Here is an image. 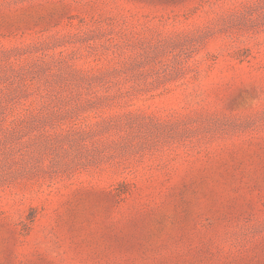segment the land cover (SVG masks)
Returning <instances> with one entry per match:
<instances>
[{
	"label": "rangeland",
	"instance_id": "374dc122",
	"mask_svg": "<svg viewBox=\"0 0 264 264\" xmlns=\"http://www.w3.org/2000/svg\"><path fill=\"white\" fill-rule=\"evenodd\" d=\"M0 264H264V0H0Z\"/></svg>",
	"mask_w": 264,
	"mask_h": 264
}]
</instances>
